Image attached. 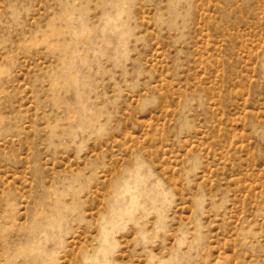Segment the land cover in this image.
Instances as JSON below:
<instances>
[{"label": "rangeland", "instance_id": "374dc122", "mask_svg": "<svg viewBox=\"0 0 264 264\" xmlns=\"http://www.w3.org/2000/svg\"><path fill=\"white\" fill-rule=\"evenodd\" d=\"M0 264H264V0H0Z\"/></svg>", "mask_w": 264, "mask_h": 264}]
</instances>
